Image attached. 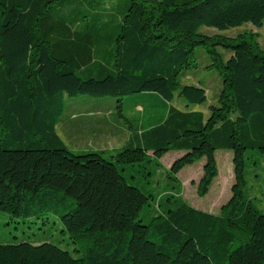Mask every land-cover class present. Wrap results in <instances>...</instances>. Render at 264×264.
<instances>
[{"label": "trees", "instance_id": "trees-1", "mask_svg": "<svg viewBox=\"0 0 264 264\" xmlns=\"http://www.w3.org/2000/svg\"><path fill=\"white\" fill-rule=\"evenodd\" d=\"M114 1L0 0V211L56 215L78 253L0 242V264H264V212L244 191L245 152L264 153V49L257 32L199 31L260 28L264 0ZM198 46L222 81L207 117L171 105L175 92L192 104L207 99L202 86L180 82ZM136 93L158 95L166 112L145 129L125 119L120 147L75 153L58 135L66 97H115L123 116L122 98ZM219 149L233 153L234 182L218 214L188 204L179 184L151 204L153 193L123 175L182 151L170 179L204 159L205 196Z\"/></svg>", "mask_w": 264, "mask_h": 264}, {"label": "rangeland", "instance_id": "rangeland-1", "mask_svg": "<svg viewBox=\"0 0 264 264\" xmlns=\"http://www.w3.org/2000/svg\"><path fill=\"white\" fill-rule=\"evenodd\" d=\"M118 1V0H115ZM114 1V2H115ZM120 3L122 0H119ZM105 6H108L107 4ZM109 7V6H108ZM204 34H224L234 37L245 31H253L259 34L258 42L264 49V24L256 28L249 23L226 30L202 27L199 30ZM228 58V52L218 48ZM197 66L186 69L180 76L181 84L200 85L206 89L207 99L201 104L188 103L178 92L171 101V105L181 110H198L205 117L210 113L211 106L218 104V97L222 87L221 77L218 72L209 65L211 60L203 47L195 49ZM154 98L150 93H136L124 96L121 100V112L119 116L118 102L115 97H91L81 94L64 99V111L58 120L56 130L69 150L75 153L86 151L112 150L119 147L126 136V123L128 119L135 129H145L155 125L165 115L166 103L156 94ZM145 108L139 110L135 104ZM182 151H168L159 160V166L155 163L137 165L128 168L123 175L127 181L140 189L150 191L156 200L161 199L166 191L174 193L179 184L181 197L191 206L208 211L213 214L220 213L221 206L231 196V186L234 182L233 153L231 150L219 149L215 153L218 175L213 180L208 193L205 196L198 194V183L202 176L204 159L191 165L185 166L176 176V181L170 179L169 170L175 158L182 155ZM151 154V153H150ZM245 178L244 191L257 207L264 212V153L255 151L245 152ZM149 169L152 175L143 176ZM135 176L136 179H132ZM155 213L152 208L150 212L144 210L141 217ZM31 243L51 242L60 248L68 250L73 256L78 253L74 251L67 231L59 217L54 214H45L41 217H11L8 213L0 211V242Z\"/></svg>", "mask_w": 264, "mask_h": 264}, {"label": "crops", "instance_id": "crops-1", "mask_svg": "<svg viewBox=\"0 0 264 264\" xmlns=\"http://www.w3.org/2000/svg\"><path fill=\"white\" fill-rule=\"evenodd\" d=\"M138 109L140 110L141 107L139 106ZM127 138H128V129H127V131H126V136H125V138H124L123 143L127 140ZM123 143H122V144H123ZM122 144H121V145H122ZM121 145H120V146H121ZM120 146H119V147H120Z\"/></svg>", "mask_w": 264, "mask_h": 264}]
</instances>
